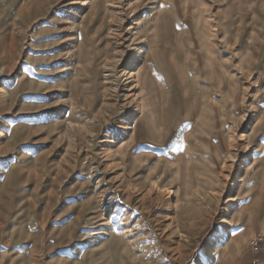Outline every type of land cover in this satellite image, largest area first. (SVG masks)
<instances>
[{"label": "rangeland", "instance_id": "obj_1", "mask_svg": "<svg viewBox=\"0 0 264 264\" xmlns=\"http://www.w3.org/2000/svg\"><path fill=\"white\" fill-rule=\"evenodd\" d=\"M258 238L264 0H0V264H254Z\"/></svg>", "mask_w": 264, "mask_h": 264}, {"label": "built area", "instance_id": "obj_2", "mask_svg": "<svg viewBox=\"0 0 264 264\" xmlns=\"http://www.w3.org/2000/svg\"><path fill=\"white\" fill-rule=\"evenodd\" d=\"M258 240L251 245L252 253L255 255L253 263L264 264V248L261 249V246L264 245V238H258Z\"/></svg>", "mask_w": 264, "mask_h": 264}, {"label": "bare ground", "instance_id": "obj_3", "mask_svg": "<svg viewBox=\"0 0 264 264\" xmlns=\"http://www.w3.org/2000/svg\"><path fill=\"white\" fill-rule=\"evenodd\" d=\"M226 214L228 215V212H227ZM212 243H213V242H211V241L207 242V244L205 245V249H204V251H207V250L210 248V246L212 245ZM209 255H210V254H209Z\"/></svg>", "mask_w": 264, "mask_h": 264}]
</instances>
